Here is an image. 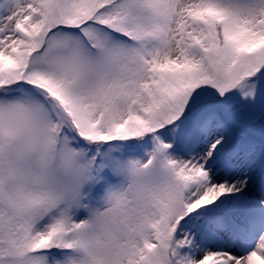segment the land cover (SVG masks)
Listing matches in <instances>:
<instances>
[{"label":"snow or ice","instance_id":"1","mask_svg":"<svg viewBox=\"0 0 264 264\" xmlns=\"http://www.w3.org/2000/svg\"><path fill=\"white\" fill-rule=\"evenodd\" d=\"M0 264H264V0H0Z\"/></svg>","mask_w":264,"mask_h":264}]
</instances>
